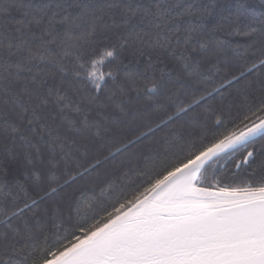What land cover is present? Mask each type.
I'll use <instances>...</instances> for the list:
<instances>
[{"label":"snow or ice","instance_id":"1","mask_svg":"<svg viewBox=\"0 0 264 264\" xmlns=\"http://www.w3.org/2000/svg\"><path fill=\"white\" fill-rule=\"evenodd\" d=\"M210 8L194 0H0V173L24 169L7 192L0 188V264H264V151L253 167L255 141L264 139V28L245 26L239 34L250 42L232 47L217 38L219 24L203 23ZM111 30L117 43L97 44V33ZM229 49L242 70L197 96L187 78L214 83L220 61L206 54ZM125 51L144 57L143 69L139 60L125 64ZM241 82L233 118L222 95L220 108L206 103ZM253 84L259 95H249ZM133 92L163 96L175 111L82 167L92 137L106 138L116 111L128 115ZM181 118L187 128H169ZM161 128L160 140L136 148ZM241 150L235 167L246 166V177L222 183L216 165ZM121 153L123 171L97 194L91 173ZM73 161L77 171L61 182ZM78 180L85 186L41 207Z\"/></svg>","mask_w":264,"mask_h":264},{"label":"trees","instance_id":"2","mask_svg":"<svg viewBox=\"0 0 264 264\" xmlns=\"http://www.w3.org/2000/svg\"><path fill=\"white\" fill-rule=\"evenodd\" d=\"M32 2L38 3L40 0H32ZM147 2V0H143ZM197 4L208 3L211 5L209 11L204 12L202 16L203 23L209 27L220 25V31L217 32V38L219 40L227 41L232 47L243 46L250 42V37L243 36L242 33L245 30V26L250 25L257 29L264 28V0H194ZM69 12H75L76 9L69 8ZM201 19V17H197ZM115 30L98 32L95 40L97 44H103L110 47L111 45L117 43L116 36L114 34ZM258 35V34H257ZM105 36L108 38L105 39ZM242 51V47H241ZM120 58L125 64H129V67H134L135 62L139 60V67L143 69L144 67V57L134 56L130 51L118 53ZM153 59L159 57L163 59L165 63L175 69L179 68V62L174 58L169 57L167 53H152ZM206 61L212 64H217L221 68V72L215 78V82L211 84H199L194 78H187L186 83L190 84L191 87H199L200 91L196 93L197 96L203 94L205 90L211 91L212 88L217 87L222 84L226 78H230L231 75H235L242 70L241 62L232 57L231 50L225 52H210L206 54ZM227 58L229 63L225 65L223 60ZM131 62V63H129ZM207 67V64H205ZM227 69V71H225ZM120 78L123 77V73H118ZM243 82L240 85H233L232 87H225L221 89L220 94H215L213 98L206 103L215 107L220 108L221 105V95L223 99V107L227 108L230 104L232 105V117L236 114V104L241 101V96L237 91V88L242 87ZM192 93L189 92L188 96H182L185 102H190V97ZM249 95H259L255 91V84H253V92ZM164 105V109H160L157 106ZM125 110L128 115L123 117L118 111L115 112L116 116L119 118L117 123L109 124L108 127L111 131L106 134V138L92 137V141L88 146L87 156L81 157L79 163L82 167H88L89 164L93 163L97 159H102L107 156L110 151H114L116 148L120 147L122 143H125L128 139H132L135 136H139L142 132L147 131L149 127H153L159 124L161 120L165 119L167 115H170L175 111V107L170 105L163 96L154 97L153 99H147L144 96L137 98L136 93H130L127 98V103L124 105ZM196 112L202 111V107L195 110ZM136 115V119H132L133 115ZM192 115V114H189ZM228 113L225 112L224 116L228 117ZM215 119V117H213ZM184 123L185 128L187 124L185 123V118H181L180 121H176L169 125V128H175L179 124ZM167 129L161 128L155 131L152 135L147 138H142L140 144L136 145V148H144L149 144H155L156 141L160 140L166 133ZM199 136V133H197ZM211 137H209V140ZM264 145V139L257 138L255 141V148L257 149L258 155L255 157L253 167L259 162V153L264 151L261 146ZM252 145H249L251 148ZM132 149H130L131 151ZM246 154L243 150L235 154V157H225L223 160L216 165V178L220 179L222 183H239L240 180L244 179L247 175L249 169L246 166H241L237 169L235 167V161L240 160L242 156ZM127 153H121L115 156L114 159H109L106 163L101 164V166L96 169V171L91 173V179L96 181L93 185H88V187H94L96 193H99L100 188L104 187L108 180L112 179V173L119 175L123 169H118L117 165L120 161L124 160ZM225 165L223 168L220 165ZM24 169L21 167L15 171L9 170L7 174L0 173V188H3L4 192L8 191L5 184H10L13 182L14 177L16 179H23ZM69 175L63 176L62 180L69 179V176L77 171L76 162L73 161L69 165ZM31 182H29V191L35 197L36 192H32ZM84 181L78 180L75 184H70L64 192L57 193L55 196L50 197L41 207L46 205H51L59 200H61L65 192H71L76 188L84 187ZM46 190V189H45ZM131 194V190L127 193ZM105 203H109L105 200Z\"/></svg>","mask_w":264,"mask_h":264}]
</instances>
